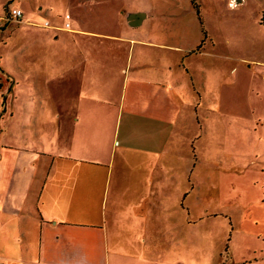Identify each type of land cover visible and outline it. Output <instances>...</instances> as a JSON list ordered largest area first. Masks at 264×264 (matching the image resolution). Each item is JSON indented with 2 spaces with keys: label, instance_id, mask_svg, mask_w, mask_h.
I'll list each match as a JSON object with an SVG mask.
<instances>
[{
  "label": "crops",
  "instance_id": "obj_1",
  "mask_svg": "<svg viewBox=\"0 0 264 264\" xmlns=\"http://www.w3.org/2000/svg\"><path fill=\"white\" fill-rule=\"evenodd\" d=\"M145 4L12 6L22 11L18 83L45 84L47 109L30 144L35 157L0 160V264H183L180 254L168 256L181 247L168 232L189 213L181 192L167 206L166 184L182 158L172 141L198 115L192 99L214 70L199 62L214 44L205 36L186 48L180 33L152 34ZM45 20L50 27L37 25Z\"/></svg>",
  "mask_w": 264,
  "mask_h": 264
},
{
  "label": "rangeland",
  "instance_id": "obj_2",
  "mask_svg": "<svg viewBox=\"0 0 264 264\" xmlns=\"http://www.w3.org/2000/svg\"><path fill=\"white\" fill-rule=\"evenodd\" d=\"M141 1L150 9L152 34L159 28L180 33L186 48L205 36L214 44L199 62L214 70L206 72L204 90L192 99L198 115L175 131L172 141L178 138L182 158L172 172L177 178L166 184L167 206L181 192L189 213L180 216L179 231L168 232V241L181 244L168 256L180 254L183 264H264V0ZM15 5L18 0H1L0 16L8 11L9 17L8 7ZM18 73V21L4 18L0 160L35 157L30 144L37 145L45 123V84L26 79L21 85ZM178 217V212L169 215L168 223ZM6 222L0 210V226Z\"/></svg>",
  "mask_w": 264,
  "mask_h": 264
},
{
  "label": "built area",
  "instance_id": "obj_3",
  "mask_svg": "<svg viewBox=\"0 0 264 264\" xmlns=\"http://www.w3.org/2000/svg\"><path fill=\"white\" fill-rule=\"evenodd\" d=\"M9 18L13 19L14 21H20L22 18V11L20 8L18 7H12L9 9ZM40 25L42 27H50L49 21L45 20L43 22H41ZM64 28H69L70 27V14L66 13L64 14V24H63Z\"/></svg>",
  "mask_w": 264,
  "mask_h": 264
},
{
  "label": "trees",
  "instance_id": "obj_4",
  "mask_svg": "<svg viewBox=\"0 0 264 264\" xmlns=\"http://www.w3.org/2000/svg\"><path fill=\"white\" fill-rule=\"evenodd\" d=\"M261 21L264 23V12H263V14H262V19H261Z\"/></svg>",
  "mask_w": 264,
  "mask_h": 264
}]
</instances>
